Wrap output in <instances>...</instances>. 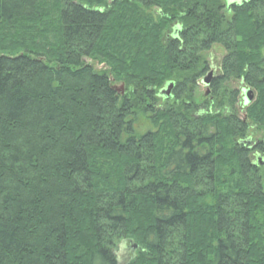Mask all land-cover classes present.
I'll use <instances>...</instances> for the list:
<instances>
[{
	"label": "trees",
	"instance_id": "1",
	"mask_svg": "<svg viewBox=\"0 0 264 264\" xmlns=\"http://www.w3.org/2000/svg\"><path fill=\"white\" fill-rule=\"evenodd\" d=\"M236 1L0 0V264H120L125 242V264H264L263 145L239 142L264 130V0ZM214 46L250 125L199 114Z\"/></svg>",
	"mask_w": 264,
	"mask_h": 264
},
{
	"label": "rangeland",
	"instance_id": "2",
	"mask_svg": "<svg viewBox=\"0 0 264 264\" xmlns=\"http://www.w3.org/2000/svg\"><path fill=\"white\" fill-rule=\"evenodd\" d=\"M227 3L229 2L226 1V4ZM150 12L151 10L146 11V13ZM155 12V10H152V13ZM167 34H169V32L164 33L165 36ZM225 55V50L220 46H214L209 52L203 55L205 63L208 65L209 71L196 85L195 103L198 106L202 107L199 112L200 115L205 114L207 111H210L213 114H225L229 108L228 106L234 104L235 115L237 116V118L242 120V122H245L250 125V121L247 119L248 108L254 104L257 98V93L253 88H250L241 81L232 79L228 82H225L224 84H221V86H219V92L216 94L214 93L211 87H208L206 89L201 84L202 80L206 78L208 74L213 75V77L215 78L221 76V65ZM85 63L87 64L88 60H85ZM92 65L94 67L99 66L95 62ZM163 87L165 88V85ZM244 89H250L254 94V100L252 104L248 107H245L243 104ZM223 98H225L223 103L225 105V108L219 110V108L223 107H215L217 105L216 102H220ZM160 102L163 103V98L160 99ZM135 127L138 133L140 134H143L149 130H154L150 120L143 117L138 120ZM239 142L247 148H253L257 144L262 143L264 150V130H261L260 132L256 127L251 126L250 132L248 133L246 138L239 140ZM250 160L258 168L259 175L262 179V190L264 192V152H251ZM135 251L136 249L129 245L128 242L121 243L117 250L118 258L120 259V264H125L130 261V259L135 255Z\"/></svg>",
	"mask_w": 264,
	"mask_h": 264
},
{
	"label": "water",
	"instance_id": "3",
	"mask_svg": "<svg viewBox=\"0 0 264 264\" xmlns=\"http://www.w3.org/2000/svg\"><path fill=\"white\" fill-rule=\"evenodd\" d=\"M243 2H245V0H238L234 2L232 5H238L240 3L242 4ZM212 81H213V77L211 74H209L206 78L203 79L202 85L208 88L211 86ZM174 88H175L174 83L172 82L167 83L166 87L160 90L159 96L163 97L166 100L170 99L172 97V91L174 90ZM243 93H244L243 104L245 107H247L252 103L254 99V94L251 90H247V89H244Z\"/></svg>",
	"mask_w": 264,
	"mask_h": 264
},
{
	"label": "bare ground",
	"instance_id": "4",
	"mask_svg": "<svg viewBox=\"0 0 264 264\" xmlns=\"http://www.w3.org/2000/svg\"><path fill=\"white\" fill-rule=\"evenodd\" d=\"M170 36H171V37H170ZM172 37H173L172 35H168V37H165V36H164V38H167V39H171ZM85 60H88L87 65L93 67L92 69H94V70H96V71H97V70H100V71L105 70V72H109V71H110L109 67H108L105 63H100V62H98V61H93V60H91L90 58H85L83 62H85ZM94 62H95L97 65H99V66H98V67H97V66L94 67V66L92 65ZM108 77H109V79H110L112 82H116L115 79H114L111 75H109ZM114 85H115V86H112V87H113V89H114L116 92H119V89H121V90L124 89V84H122V82H116ZM117 85H120V86H117Z\"/></svg>",
	"mask_w": 264,
	"mask_h": 264
}]
</instances>
